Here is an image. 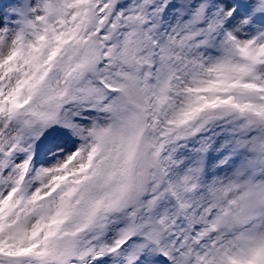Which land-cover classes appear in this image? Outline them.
<instances>
[{
	"label": "snow or ice",
	"instance_id": "1",
	"mask_svg": "<svg viewBox=\"0 0 264 264\" xmlns=\"http://www.w3.org/2000/svg\"><path fill=\"white\" fill-rule=\"evenodd\" d=\"M0 264H264V0H0Z\"/></svg>",
	"mask_w": 264,
	"mask_h": 264
}]
</instances>
